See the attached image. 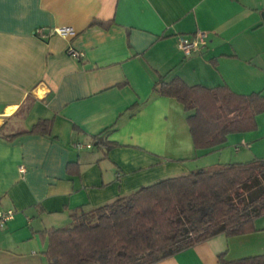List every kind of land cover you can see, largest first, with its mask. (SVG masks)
<instances>
[{
	"label": "crops",
	"instance_id": "1",
	"mask_svg": "<svg viewBox=\"0 0 264 264\" xmlns=\"http://www.w3.org/2000/svg\"><path fill=\"white\" fill-rule=\"evenodd\" d=\"M59 29L67 33H52ZM198 32L208 35L206 48L185 57L180 39ZM70 48L84 57H70ZM162 77L264 95V0H0V209L16 211L0 228V264H49V230L143 186L264 160V114L255 131L196 150L189 113L154 93ZM45 119L51 135L9 139ZM106 130L118 145L109 152L93 141ZM255 229L155 264L264 255V216Z\"/></svg>",
	"mask_w": 264,
	"mask_h": 264
},
{
	"label": "trees",
	"instance_id": "2",
	"mask_svg": "<svg viewBox=\"0 0 264 264\" xmlns=\"http://www.w3.org/2000/svg\"><path fill=\"white\" fill-rule=\"evenodd\" d=\"M153 90L175 99L189 113L196 150H213L232 134L255 131L257 117L264 114L262 93L240 95L228 86H191L180 77H162ZM52 125V119L41 120L9 139L49 136ZM110 133L93 137L97 149L118 147L108 140ZM263 216L264 160L218 164L143 186L75 217L71 227L49 230L46 257L49 264H155L221 234L253 233L255 221ZM219 259L222 264H264V255L225 261L222 254Z\"/></svg>",
	"mask_w": 264,
	"mask_h": 264
},
{
	"label": "built area",
	"instance_id": "3",
	"mask_svg": "<svg viewBox=\"0 0 264 264\" xmlns=\"http://www.w3.org/2000/svg\"><path fill=\"white\" fill-rule=\"evenodd\" d=\"M52 33L56 34H66L67 31L64 29H59L56 30ZM37 35L39 37H44L45 33L43 29H40L37 31ZM207 34L203 32H198L194 35L190 36H185L180 39V44L179 48L185 55V57H191L195 54H199L202 52L203 49L206 48L207 46ZM68 54L70 57L74 59H82L84 57V53L78 52L73 48H70L68 50ZM92 145H81V144H76L75 149H92ZM24 172V169L22 170ZM16 215V211L13 209H8V210H2L0 209V228H3L8 222L14 219Z\"/></svg>",
	"mask_w": 264,
	"mask_h": 264
},
{
	"label": "rangeland",
	"instance_id": "4",
	"mask_svg": "<svg viewBox=\"0 0 264 264\" xmlns=\"http://www.w3.org/2000/svg\"><path fill=\"white\" fill-rule=\"evenodd\" d=\"M201 161H202V160H201ZM86 222H87L88 224H91L93 221H92L91 219H87Z\"/></svg>",
	"mask_w": 264,
	"mask_h": 264
}]
</instances>
